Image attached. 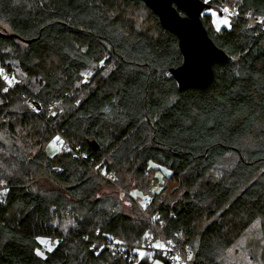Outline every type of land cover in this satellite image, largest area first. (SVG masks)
Returning a JSON list of instances; mask_svg holds the SVG:
<instances>
[{
    "label": "trees",
    "instance_id": "obj_1",
    "mask_svg": "<svg viewBox=\"0 0 264 264\" xmlns=\"http://www.w3.org/2000/svg\"><path fill=\"white\" fill-rule=\"evenodd\" d=\"M208 3L238 13L201 16L228 59L180 89L178 37L143 0H0V67L19 81L5 93L0 78V264H153L133 251L145 233L191 264H238L232 250L264 264V0ZM159 168L179 185L163 199ZM128 179L153 219L103 191Z\"/></svg>",
    "mask_w": 264,
    "mask_h": 264
},
{
    "label": "water",
    "instance_id": "obj_2",
    "mask_svg": "<svg viewBox=\"0 0 264 264\" xmlns=\"http://www.w3.org/2000/svg\"><path fill=\"white\" fill-rule=\"evenodd\" d=\"M143 1L159 16L163 27L178 37L183 62L171 69V73L179 88L208 86L214 78V64L228 59V54L214 43L202 22L203 12L212 5L204 0ZM189 64L195 65V72L184 70Z\"/></svg>",
    "mask_w": 264,
    "mask_h": 264
},
{
    "label": "rangeland",
    "instance_id": "obj_3",
    "mask_svg": "<svg viewBox=\"0 0 264 264\" xmlns=\"http://www.w3.org/2000/svg\"><path fill=\"white\" fill-rule=\"evenodd\" d=\"M226 5H224L223 7H225ZM228 7V6H227ZM206 11L205 12H203V13H211V15H212V19H213V22H214V25H215V27L216 28H219V27H221V26H223V24H222V19L224 18V17H228L229 19H230V17H229V14H227V13H223L221 10H217V8H209V9H205ZM230 10H232V11H234L235 12V9H233V8H230ZM225 26H227V25H225ZM91 74V71H85V75L86 76H89ZM55 137H57V136H55ZM54 137V138H55ZM53 140V139H52ZM51 140V141H52ZM50 141V142H51ZM50 142H48V144L46 145V151H47V153H49L50 155L51 154H53V153H56L60 148H61V146H62V143H61V141H56V143H55V145H53V146H50ZM168 172V170L167 169H165V168H159V170H157V172H156V174H157V178H158V180L157 181H152L151 182V186H150V188L153 190V192L152 193H154V189H160L159 191H161L163 188H164V186H165V188L163 189V191H161V195H160V198H166L167 196H169V195H173L174 193H175V191L178 189V182L177 181H171V182H169L168 184H166L165 183V179H162V177L164 176V173L165 172ZM133 181V180H132ZM162 181V182H161ZM134 185V182H131V181H129V179H128V188L127 187H116L117 189H114V188H103V191L104 192H108V193H111V194H113V195H118L119 194V196L121 197V193H123L124 194V198H123V201L125 202V201H128L129 203H126L127 204V206H133L134 205V201H135V205H136V207L138 208V209H140V211L141 212H143V214L145 215V217H147L149 220H151V219H153L152 217V215L151 214H148L147 213V210H146V208L145 207H143V202H144V197L143 196H137V197H133V196H131L130 194H131V192H133V191H137V190H134L133 189V186ZM106 187V186H105ZM158 191V192H159ZM134 201H133V200ZM141 209H143V210H141ZM161 235H159V237H160ZM157 240H159V241H161L160 239H156L155 240V242L157 241ZM40 241L43 243V245H44V248H43V250H42V252H44V250L45 249H49V246H51V248H53L54 246H55V244H56V241L54 240V239H52V238H41L40 239ZM142 250H144V251H148V252H151V250H147V249H142ZM232 253H233V257H234V260L238 263V264H259V263H255V262H252V261H247V260H244V259H242L238 254H235L234 252H233V250H232ZM231 253V254H232ZM230 254V255H231ZM149 256H150V258L152 259V261H153V264H155V261L156 260H160L161 261V264H166L160 257H153V255L152 254H149ZM234 264V263H233ZM236 264V263H235Z\"/></svg>",
    "mask_w": 264,
    "mask_h": 264
},
{
    "label": "snow or ice",
    "instance_id": "obj_4",
    "mask_svg": "<svg viewBox=\"0 0 264 264\" xmlns=\"http://www.w3.org/2000/svg\"><path fill=\"white\" fill-rule=\"evenodd\" d=\"M207 2H208V0H205V3H207ZM221 11L223 13L229 14V16L238 14V13H235L234 11L230 10V8L227 7V6L223 7L221 9ZM248 15L251 16V13H249ZM261 23H264V20H262ZM222 24L223 25H227L228 27H231V21H230V19L228 17H224L222 19ZM100 63H101V65H103L104 61L101 60ZM184 70L186 72H195L196 71V67H195L194 64H189V65H186ZM0 78H2L4 80V82L7 84V87L3 88V91L5 93H7L9 91V88H11L15 84L19 83V81L16 79V77L14 75L13 76H9V75L5 74V70L2 67H0ZM84 82L87 83V80H85ZM0 103H3V101H0ZM57 103H59V102H57ZM79 103L80 102L77 101V104H79ZM28 107H30L34 112H38L39 111V106H37V105L29 104ZM59 111L62 113L63 112V108H60ZM105 111H107V109H105ZM52 115L55 116V115H57V113L56 112H52ZM56 141H61V143H63L61 138L59 136H57V137L53 138V140L50 142V146L55 145ZM53 154H55V153H53ZM97 169H101V165H97ZM100 174L102 176H107L108 175L107 169L106 168L101 169ZM169 175H170V173H169ZM110 178L111 179H115V176L113 175ZM0 183H4V182L0 181ZM159 190L160 189H158V188L154 189V191H159ZM7 191H8V189L5 188V192H7ZM130 195L133 196V197H137V196H142L143 194L139 193L137 191H133V192H131ZM123 198H124V194L121 193V199L123 200ZM144 199H150V198L149 197H144ZM125 203H129V202L125 201ZM143 207L146 208L147 205H143ZM157 219H159V218L157 217ZM160 223L163 224V221H160ZM96 231H97V235H99L100 234V230L97 229ZM105 235L107 236L109 234L105 233ZM85 238L87 239V237H85ZM144 238L149 240V241L152 239V237L148 233H145V237ZM111 239H112V244H110L108 247L110 249H112L113 250V254H115V251H114L115 245H123L124 241L123 240H118L115 237H112ZM169 245H173V241L172 240H168L167 242H162V241L157 240L155 243L151 244V247L154 248V249L160 250L164 255H167V253L170 251ZM93 247L95 248L96 246L93 245ZM102 247H101V250H102ZM51 250H52V248H51V246H49V251H51ZM133 251L138 253V256H139V258L141 260L144 259L145 256L149 255L146 251H144V250H142L140 248L133 249ZM229 251H231V249H229ZM37 254L40 255V256H44V252H42L40 250H37ZM173 259L177 262V264H179V261L181 260V256L175 255L173 257ZM192 260H193V254H192L191 250L189 249L188 250V254H187V261H192ZM155 264H161V261L160 260H156Z\"/></svg>",
    "mask_w": 264,
    "mask_h": 264
},
{
    "label": "built area",
    "instance_id": "obj_5",
    "mask_svg": "<svg viewBox=\"0 0 264 264\" xmlns=\"http://www.w3.org/2000/svg\"><path fill=\"white\" fill-rule=\"evenodd\" d=\"M148 202H149V199H144L143 205H146ZM151 237L152 239L150 241L145 239L144 246L147 250L153 251L154 248L151 247V244L155 243L156 238L155 236H151ZM157 239H160L162 242L168 241L163 236H160ZM169 248H170V251L167 253V255H165L167 260L169 261V264H177V262L173 259L175 255L181 256V260L179 261V264H191L190 261H187V254H188V250L190 249L189 247H186V250H185L186 252H185L173 242V245H169Z\"/></svg>",
    "mask_w": 264,
    "mask_h": 264
}]
</instances>
